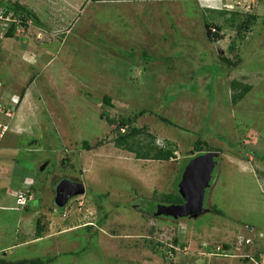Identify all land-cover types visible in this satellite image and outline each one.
<instances>
[{"label": "rangeland", "instance_id": "rangeland-1", "mask_svg": "<svg viewBox=\"0 0 264 264\" xmlns=\"http://www.w3.org/2000/svg\"><path fill=\"white\" fill-rule=\"evenodd\" d=\"M19 2L42 26L30 21L6 37L9 21L0 20V261L258 264L264 0ZM234 79L251 85L238 102ZM127 116L142 131L136 144L170 141L176 158L141 159L117 147L118 120ZM199 138L221 149L206 194L210 210L156 214L150 200L177 191ZM65 178L85 192L59 207L56 188ZM25 188L33 196L19 206L13 192Z\"/></svg>", "mask_w": 264, "mask_h": 264}, {"label": "trees", "instance_id": "trees-1", "mask_svg": "<svg viewBox=\"0 0 264 264\" xmlns=\"http://www.w3.org/2000/svg\"><path fill=\"white\" fill-rule=\"evenodd\" d=\"M0 6L3 7L4 9V15L11 14V17L13 18L12 21H9V26H8V31L6 32L5 36L6 37H14L17 28H22L26 27L29 25V22H33L38 26H42V22L37 15L36 12H34L30 7L23 5L22 3L19 2V0H16L14 2H11L10 0H0ZM217 10V9H214ZM221 14H226L229 12L228 10H219L217 11ZM231 13V12H230ZM233 15H236L235 11L232 12ZM256 15H249L247 18V21L251 22V20L255 19ZM231 20H235L234 17L231 18ZM246 21L242 22L240 25H237L238 33L241 35V30L243 28V25L245 24ZM207 30H208V35L210 38H214L211 34L212 31L210 29V25L207 24ZM216 34V33H213ZM231 87L233 90H238V94L233 95L234 96V102H238L241 97L245 95V92L251 89V85L249 84H244L242 81L239 80H232L231 82ZM235 92V91H234ZM103 101L106 105L113 106L111 103V97L109 95L104 96ZM141 113H145V111H142ZM103 115L107 118V121L110 124L116 123L115 118H111L107 111L103 112ZM163 121L170 123V124H175L173 121L167 119L164 116L160 117ZM136 119L131 116L127 117H122L118 120L117 124V136L114 139V143L117 147L128 150L130 152H135L138 158L141 159H157V160H170L173 158H176V153L175 149L170 146L172 143L168 141L166 146H157L154 144H136V137L138 134H140L142 131L141 129H138L137 127L133 126L130 128L133 124V122ZM129 126L130 130H125L123 131L124 127ZM88 147V142H85V148ZM195 150L197 153L194 155L196 156L198 153L203 152V151H211L215 150L217 152H221V149L219 148H213L209 146L208 142L205 139H197L195 141ZM191 156L188 159H186L184 165H183V170L189 163V161L194 157ZM219 158V157H218ZM182 170V171H183ZM182 176V175H181ZM181 177H179L177 184H176V190L178 191L179 184ZM171 191V192H165L161 193L158 197V201H152L153 207L155 209V212L158 210V205L160 204H179L184 201L183 197L180 195L179 191ZM207 194V191H206ZM206 201V197H205ZM205 206L206 202H205ZM212 212L218 213V214H223V212L218 209L217 207L213 206L212 207ZM44 229V225L41 223V220L38 219V231L37 235L38 237L42 236V231ZM264 253V249L262 250L261 255H257V262H260L262 259V254ZM56 257H48L47 259H42L40 257L36 258H29V259H20L17 261H10V260H2L0 261V264H46V260H51L54 261Z\"/></svg>", "mask_w": 264, "mask_h": 264}, {"label": "water", "instance_id": "water-1", "mask_svg": "<svg viewBox=\"0 0 264 264\" xmlns=\"http://www.w3.org/2000/svg\"><path fill=\"white\" fill-rule=\"evenodd\" d=\"M218 157L217 151H203L194 156L185 167L179 182V193L184 201L179 204H160L156 214L177 218L196 217L203 211L210 210L205 206V197L207 189L212 184ZM84 192L83 183L65 178L58 183L55 203L59 207H64L71 197Z\"/></svg>", "mask_w": 264, "mask_h": 264}, {"label": "built area", "instance_id": "built-area-1", "mask_svg": "<svg viewBox=\"0 0 264 264\" xmlns=\"http://www.w3.org/2000/svg\"><path fill=\"white\" fill-rule=\"evenodd\" d=\"M0 20H6L7 21H12L13 18L11 17V14L4 15V9L3 7L0 6ZM9 23V22H8ZM9 26V25H8ZM17 203L20 205H25L28 200L32 199L33 193L31 191V188H25L23 190H17L13 192ZM262 259L258 264H264V253L262 254Z\"/></svg>", "mask_w": 264, "mask_h": 264}, {"label": "crops", "instance_id": "crops-1", "mask_svg": "<svg viewBox=\"0 0 264 264\" xmlns=\"http://www.w3.org/2000/svg\"><path fill=\"white\" fill-rule=\"evenodd\" d=\"M4 127H6V126H4ZM1 174V173H0ZM1 176V175H0ZM9 191V190H8ZM10 192V191H9ZM4 208V207H3ZM7 208H12V207H7ZM16 208V207H15ZM31 244V243H30ZM19 244H17L15 247H17ZM65 255H63V256H65V257H68V256H74V255H67L66 253H64ZM54 257H56L55 259H54V261H56V260H58V258H59V255H55ZM22 259H28V258H22ZM48 261H50V262H53V261H51V260H48ZM46 264H48L47 262H46Z\"/></svg>", "mask_w": 264, "mask_h": 264}, {"label": "flooded vegetation", "instance_id": "flooded-vegetation-1", "mask_svg": "<svg viewBox=\"0 0 264 264\" xmlns=\"http://www.w3.org/2000/svg\"><path fill=\"white\" fill-rule=\"evenodd\" d=\"M74 180H75V179H74ZM71 198H72V197H71ZM71 198H70V199H71ZM206 198H207V197H206ZM54 201H55V198H54ZM55 202H56V201H55ZM205 202H206V201H205ZM206 205H207V202H206ZM206 207H207V206H206Z\"/></svg>", "mask_w": 264, "mask_h": 264}, {"label": "clouds", "instance_id": "clouds-1", "mask_svg": "<svg viewBox=\"0 0 264 264\" xmlns=\"http://www.w3.org/2000/svg\"><path fill=\"white\" fill-rule=\"evenodd\" d=\"M57 205V204H56Z\"/></svg>", "mask_w": 264, "mask_h": 264}]
</instances>
